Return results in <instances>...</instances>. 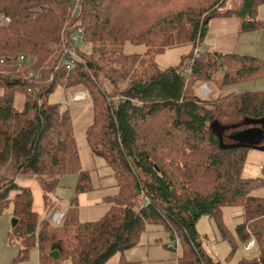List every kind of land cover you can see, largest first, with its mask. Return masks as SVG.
<instances>
[{
    "label": "trees",
    "instance_id": "trees-1",
    "mask_svg": "<svg viewBox=\"0 0 264 264\" xmlns=\"http://www.w3.org/2000/svg\"><path fill=\"white\" fill-rule=\"evenodd\" d=\"M263 2L240 0L232 8L227 0H0L8 19L0 26V215L12 206L17 223L9 238L18 243L19 258L35 246L38 264H105L135 246L146 224H160L180 245L176 264H222L203 248L196 222L206 215L229 238L222 209L239 205L236 236L253 240L257 255L235 264H264V195L251 194L264 188V177L243 175L250 147L230 137L244 118H264V90L204 99L196 88L201 81L225 88L264 78V58L208 49L195 54L212 16L235 14L240 32H264L257 16ZM78 27L77 58L67 69L60 62L61 31ZM126 43L145 51L125 53ZM178 45L190 46L179 64L154 61ZM57 87L91 97L85 138L113 170L117 191L105 197L109 207L96 220L78 216L77 195L90 189V177L80 165L67 107L49 101ZM68 173L77 174L75 196L60 223L39 219L30 187L19 180L38 181L49 211L50 196ZM54 243L56 259L49 256Z\"/></svg>",
    "mask_w": 264,
    "mask_h": 264
},
{
    "label": "rangeland",
    "instance_id": "rangeland-1",
    "mask_svg": "<svg viewBox=\"0 0 264 264\" xmlns=\"http://www.w3.org/2000/svg\"><path fill=\"white\" fill-rule=\"evenodd\" d=\"M240 0H227L230 7H238ZM257 16L264 22V2L258 6ZM201 50L208 49L221 53H238L264 58V32L247 31L240 32V19L235 15H216L207 18L205 33L200 43ZM87 49H89L87 47ZM142 44L126 43L125 53H144ZM190 52L189 45H178L166 48L163 52L154 56V61L160 67L179 64L181 58ZM52 76V75H50ZM200 96L204 99H214L218 93L229 91L264 90V78L243 81L231 86L221 88L213 81H201L196 83ZM70 87H57L50 95L49 101L59 103L61 107L68 109L73 128V135L79 154L80 165L88 171L90 177V189L77 195L78 216L82 221L96 220L102 216L109 207L105 197L116 193L115 179L112 168L106 161L91 153L85 138L86 127L92 121L91 97L85 93V99L74 100V92ZM16 107L22 106V97L15 98ZM260 127L264 131V118H244L242 122L233 126L231 135L235 132L250 127ZM230 135V137H231ZM244 176L264 177V135L262 141L247 151L244 167ZM21 179L19 180V182ZM30 186L32 194V209L39 219L52 217L53 213H64L66 206L75 196L77 182L76 173L62 175L55 193L50 196L52 207L44 208L42 190L35 178L23 180ZM15 192H11L12 198ZM253 195H264V188L253 191ZM12 206L0 215V264H38L36 247H31L25 258H19V246L15 240L9 238L11 229ZM242 208L239 205H228L222 209V221L229 231V238H222L221 233L212 218L203 215L196 222V230L199 240L210 257L222 264H235L245 258L249 259L257 255L256 248L245 249V243L241 242L235 233V226L242 222ZM52 223V222H51ZM254 245V244H253ZM180 254V245L176 239L160 224H146L141 232L138 243L121 253H116L105 264H122L125 261H134L139 264H176V256ZM65 264H68L65 263Z\"/></svg>",
    "mask_w": 264,
    "mask_h": 264
},
{
    "label": "built area",
    "instance_id": "built-area-1",
    "mask_svg": "<svg viewBox=\"0 0 264 264\" xmlns=\"http://www.w3.org/2000/svg\"><path fill=\"white\" fill-rule=\"evenodd\" d=\"M7 17L4 15V13L0 12V26L5 24L7 22ZM61 38H62V48H61V61L63 65L66 66L67 69H70L72 67V64L77 58V54L75 53L74 47L81 41V28H76L73 31H67V29L61 31ZM201 48L197 46L195 49V54L197 55L200 53ZM20 59H22V56H20ZM59 67V63L54 66V69H57ZM34 75V73H30V76ZM38 77L37 75H34V78ZM52 78V76L49 77V80ZM85 92L80 90L74 92L73 99L74 100H83L85 99ZM63 212L57 211L53 213L51 220L55 224H59L62 217ZM254 241L250 240L247 243H245L244 248L250 249L253 247Z\"/></svg>",
    "mask_w": 264,
    "mask_h": 264
},
{
    "label": "water",
    "instance_id": "water-1",
    "mask_svg": "<svg viewBox=\"0 0 264 264\" xmlns=\"http://www.w3.org/2000/svg\"><path fill=\"white\" fill-rule=\"evenodd\" d=\"M263 135H264L263 129L255 126L233 133L231 135V139L239 144H244L252 148L258 145L262 141ZM16 223H17V219L13 217L11 219V227H14ZM59 249H60V245L58 243H54L51 246L49 256L53 259H56L59 255Z\"/></svg>",
    "mask_w": 264,
    "mask_h": 264
},
{
    "label": "crops",
    "instance_id": "crops-1",
    "mask_svg": "<svg viewBox=\"0 0 264 264\" xmlns=\"http://www.w3.org/2000/svg\"><path fill=\"white\" fill-rule=\"evenodd\" d=\"M23 180H25L24 178H22L21 179V181L19 182L21 185H24V186H28V187H30L29 185H26L25 183H24V181ZM12 192H14V191H12ZM14 196V195H13ZM12 196V197H13ZM34 210V209H33ZM35 211V210H34Z\"/></svg>",
    "mask_w": 264,
    "mask_h": 264
}]
</instances>
